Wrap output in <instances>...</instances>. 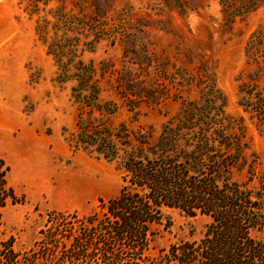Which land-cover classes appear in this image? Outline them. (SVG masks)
Instances as JSON below:
<instances>
[{"label": "rangeland", "instance_id": "rangeland-1", "mask_svg": "<svg viewBox=\"0 0 264 264\" xmlns=\"http://www.w3.org/2000/svg\"><path fill=\"white\" fill-rule=\"evenodd\" d=\"M52 39L77 50L75 61L93 62L100 103L120 106L107 121L111 128L126 122L132 131L153 127L156 135L180 98L199 96L200 77L214 80L226 114L241 120L246 155L263 166L264 0H0V159L19 199L2 210L0 239L12 238L16 255L0 264H92L60 258L78 242L91 243L87 250L100 242H86L73 226L122 186L120 159L75 149L78 113L89 112L75 101L73 83L59 81L47 54ZM138 80L153 94L149 105L133 106ZM246 91L260 95L254 109H245ZM59 213L77 218L61 220ZM164 213L170 229L158 228L145 257L201 238L209 222L176 209Z\"/></svg>", "mask_w": 264, "mask_h": 264}, {"label": "trees", "instance_id": "trees-1", "mask_svg": "<svg viewBox=\"0 0 264 264\" xmlns=\"http://www.w3.org/2000/svg\"><path fill=\"white\" fill-rule=\"evenodd\" d=\"M38 33L46 37V26L38 25ZM47 48L58 64L59 81L73 83L75 101L89 112V116L78 113L75 149L107 161L121 160L118 195L101 200L99 209L73 226L86 242L95 236L100 242L91 250H87L91 243L78 242L71 254H62V263L126 264L125 257L131 255L129 264H264V164L246 155L241 120L226 114L224 97L214 80L200 77L204 87L198 84L199 96L180 98L177 113L156 135L153 127L132 131L126 122L111 128L107 121L120 106L113 101L100 103L103 89L94 78L93 62L75 61L80 55L65 42L52 39ZM191 83L186 80L187 85ZM135 87L140 94L133 106L151 104L153 94L143 82L138 80ZM245 93V109H254L253 97L258 102L260 95ZM9 170L0 159V236L2 210L8 203L19 202L8 182ZM166 209L189 217L204 216L209 222L201 238L179 240L154 258L145 257L158 228L170 229ZM56 215L61 220L77 218L76 213ZM15 255L13 239H0V258L11 262Z\"/></svg>", "mask_w": 264, "mask_h": 264}]
</instances>
